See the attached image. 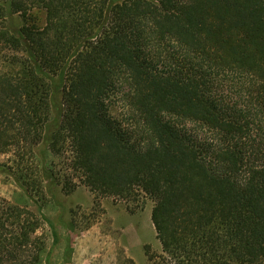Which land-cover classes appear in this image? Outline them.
Segmentation results:
<instances>
[{"label": "trees", "instance_id": "obj_1", "mask_svg": "<svg viewBox=\"0 0 264 264\" xmlns=\"http://www.w3.org/2000/svg\"><path fill=\"white\" fill-rule=\"evenodd\" d=\"M68 141L64 188L150 197L164 264H264V0H0V172L35 201ZM45 219L0 195V264H50Z\"/></svg>", "mask_w": 264, "mask_h": 264}, {"label": "rangeland", "instance_id": "obj_2", "mask_svg": "<svg viewBox=\"0 0 264 264\" xmlns=\"http://www.w3.org/2000/svg\"><path fill=\"white\" fill-rule=\"evenodd\" d=\"M28 13L16 14L12 25L20 28L45 23L44 9L34 8ZM119 90L111 91L105 103L113 116L126 123V106ZM68 143L58 154L49 153V164L59 175L58 182L45 180L42 191L33 195L35 201L11 175L0 172L1 196L34 211L40 209L45 215L37 233L46 237L50 264H164L151 218L153 200L144 194L131 198L102 194L76 176L74 189L66 190L60 179L71 171L67 169L71 155ZM35 149L40 154L44 145L40 143ZM13 157L11 151L0 153L1 162L12 163Z\"/></svg>", "mask_w": 264, "mask_h": 264}]
</instances>
